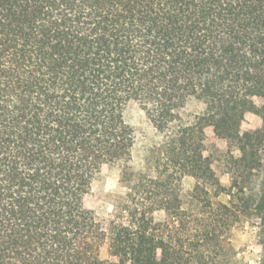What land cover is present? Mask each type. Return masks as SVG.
Instances as JSON below:
<instances>
[{
	"label": "trees",
	"instance_id": "obj_1",
	"mask_svg": "<svg viewBox=\"0 0 264 264\" xmlns=\"http://www.w3.org/2000/svg\"><path fill=\"white\" fill-rule=\"evenodd\" d=\"M254 97L264 0H0V264H206L234 211L190 216L175 169L217 180L205 125L253 167L264 125L242 121L264 120ZM131 101L163 134L172 172L124 169L129 185L101 218L88 197L104 168L132 160ZM192 101L201 108L184 111ZM256 207L264 220V192Z\"/></svg>",
	"mask_w": 264,
	"mask_h": 264
},
{
	"label": "rangeland",
	"instance_id": "obj_2",
	"mask_svg": "<svg viewBox=\"0 0 264 264\" xmlns=\"http://www.w3.org/2000/svg\"><path fill=\"white\" fill-rule=\"evenodd\" d=\"M253 99L258 107L264 106V97ZM200 108L199 103L192 101L183 110L196 112ZM125 119L135 130L132 160L127 165L118 163L104 168L88 197V204L101 218L109 217L110 195L129 185L120 181L124 169L131 171L133 178L142 172L153 177L162 172H172L165 164L168 154L162 148L159 150L163 147L164 136L137 101L129 102ZM263 125L262 115L254 111L245 113L242 121L244 129H260ZM202 144L203 154L207 156L218 184L214 177L207 176V179L201 180L184 173L187 172L185 168L175 169L180 175L179 195L183 208L190 216H211L219 213L218 208L222 204H228L235 212L224 215L230 218L228 226L220 227L217 236L203 247L206 264H264V220L256 207L264 192V143L255 157L249 154L250 160L256 159L250 169L246 162L239 160L241 152L236 143L218 137L213 126L205 125ZM101 255L104 259L109 258L106 245L102 247Z\"/></svg>",
	"mask_w": 264,
	"mask_h": 264
}]
</instances>
